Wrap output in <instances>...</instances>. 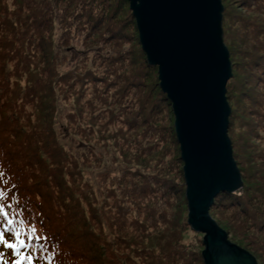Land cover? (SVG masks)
<instances>
[{"label": "trees", "instance_id": "16d2710c", "mask_svg": "<svg viewBox=\"0 0 264 264\" xmlns=\"http://www.w3.org/2000/svg\"><path fill=\"white\" fill-rule=\"evenodd\" d=\"M124 3L129 2L0 0V205L8 213H0V233L16 242L18 232L25 241L20 251L31 255L33 264H191L190 248L181 243V226H190L178 217L179 198L185 206L187 201L184 192L181 195L182 168L175 174L177 164L183 163L179 156L174 162L170 157L171 145L178 144L173 127V142L163 137L168 132L164 123L169 103L160 89L156 66L148 64L143 50L135 46L138 30ZM222 3V40L231 65L225 86L228 133L239 137L241 147L233 153L244 176L239 189L217 194L209 214L222 228L221 222H229L243 234L240 241L247 242L261 264L264 0ZM76 43L84 52L71 60ZM69 101L79 104L80 110L87 105L89 126L80 131L83 135L92 137L96 127L102 140L104 131L114 127L108 138L116 147L117 159L146 169L147 177L142 178L139 170L125 168L133 195L128 201L139 209L129 234L116 227L125 212L113 189L109 190L113 201L90 203V216L79 223L80 198L89 186L81 165L88 162L80 164L55 131L56 119ZM68 125L75 131L74 115ZM221 216L229 217L228 222ZM104 225L112 236H107ZM151 243L156 245L154 250L148 247ZM201 244L204 249L203 240ZM8 249L15 264L18 256ZM203 249L198 264H205ZM133 252L139 261H133Z\"/></svg>", "mask_w": 264, "mask_h": 264}, {"label": "water", "instance_id": "95a60500", "mask_svg": "<svg viewBox=\"0 0 264 264\" xmlns=\"http://www.w3.org/2000/svg\"><path fill=\"white\" fill-rule=\"evenodd\" d=\"M128 2L141 48L148 63L157 66L159 86L174 113L186 182L187 223L205 233L204 263L220 264V255H233L234 264H244L243 256L247 264H257L249 252L227 241L224 230L208 214L220 191L237 190L242 184L227 136L230 109L225 86L231 65L222 40L221 2Z\"/></svg>", "mask_w": 264, "mask_h": 264}, {"label": "rangeland", "instance_id": "374dc122", "mask_svg": "<svg viewBox=\"0 0 264 264\" xmlns=\"http://www.w3.org/2000/svg\"><path fill=\"white\" fill-rule=\"evenodd\" d=\"M220 2L222 5V9H223L222 0H220ZM124 5L129 7V3H124ZM124 5H123L122 9L125 8ZM134 21H135V19H134ZM135 36H136L135 39H137L138 33ZM137 40L135 41V46L141 48V44L139 42V37ZM83 52L84 51H83L82 45L80 43H76V45H74V47L71 49V54H70L71 60H74L77 57V55L78 56L82 55ZM228 59H229V57H228ZM156 69H157V67H156ZM157 76H158V70H157ZM88 97L89 96H86L85 98L87 99ZM225 97H226V91H225ZM166 100L169 103V105H168L169 106V115H168V120H167V122L164 123V125L166 126V128H168L167 129L168 132L163 133V137L168 138V141L170 143V141L173 142V138H174L173 132L171 131V127H173V130L175 132L174 113H173L172 107L170 105L171 104L170 101L168 99H166ZM226 101L228 103L227 97H226ZM82 102H84V101H82ZM78 105L79 104H77L73 101H69V102L65 103V105L62 107V109H61V111H60V113L56 119L55 131H56V135H57V138L59 139L60 143L64 146V148L67 151L71 152L74 155V157L78 160V162L80 164L88 162V165H83V164L81 165L84 181L89 186L87 187V189H85V197L80 198V203L82 204V206H81V216H80L79 223H83V219L88 218L90 216V210H89V208H91V207H89L90 203L96 204L95 202L98 201L100 203L103 202L105 204V200H107L106 202L111 203L113 201V199L111 198V195H110L111 192L109 190L113 189L115 192V196H120V198L117 199V204L121 205L120 210L125 212L121 217L122 219H120L118 221V224L116 225V227H117V229H119V228L123 229L124 233L129 234V233L134 231L133 222H134V219L137 218V213H138L139 209L135 206L131 207V205L133 206L134 204L128 201V199L132 198L133 195H132V192L130 191V186H131V184H130L131 181H130V177H129L130 175L126 172L125 168L132 169V171L139 170L141 172L142 178L147 177L146 176V169L140 168L134 162H125L123 160L121 161V159H117L116 147L113 145L112 139L108 138V134L112 130H114V127H111L107 131H104L106 138L102 139V140L99 139V136L97 133L98 131H97L96 127H94L95 132L92 135V137L94 136L93 140L91 139L92 137L83 135L80 131L83 129H87L89 126V122H88L89 115L87 112L88 108H87L86 104H83L81 107V110H80ZM228 106H229V104H228ZM229 109H230V107H229ZM229 114H230V112H229ZM70 115H74L75 119H76V127H74L75 131L71 130V126H73V125H68V118ZM228 117H229V115H228ZM101 128L103 129L104 127L101 126ZM227 136L229 138L231 148H232V157H233V160L235 161V164L237 166V169L239 171V176L241 179L242 176H244V175L241 173L240 168L237 165L236 158L234 157V153H233V150L235 148L240 149V147H241V145L239 144V137L237 136V133H232L231 135H229L228 127H227ZM175 137L177 140L176 134H175ZM155 139L157 140V137H155ZM104 143H107V147H102V145ZM148 143H149V141L146 144H148ZM177 143H178V141H177ZM233 143L235 144L234 148H233ZM177 147L179 148V143L177 144ZM177 147H176V145H171V147H170L173 150V153L170 155V157L172 156L171 162H174V158H176V156H179V158H180V153L178 154ZM107 150H110V151L106 152ZM179 152H180V149H179ZM119 156H120V154H119ZM120 158H121V156H120ZM164 164H165V161H163V165ZM182 167H183V165L181 166V165L177 164V167L175 169V174H178V172H180V169ZM160 169H162V168H160ZM244 172H245V170H244ZM247 174H249V171L247 172ZM134 175H135V179H137L139 181L138 174H134ZM182 180L180 182L181 189H182L181 195L183 194V192L185 195L186 182H185V179L183 181ZM182 182H184V183H182ZM241 182H242V179H241ZM184 185H185V187H184ZM241 186H242V184H241ZM121 191L122 192L125 191V193L122 195ZM246 192H249V191H246ZM179 199H180V201H179L180 204H179V206L177 205L178 217H180V220L183 222V221H186L188 219V206H187V202H186V206H185L183 198H179ZM210 207L211 206H209V208ZM209 208H208V214H209ZM209 216H210V214H209ZM210 217L213 218L212 215ZM220 218L224 219V217H222V216ZM226 219L228 220L229 217H227ZM227 220H225V221L228 222ZM215 222H216V220H215ZM223 222H221V224L226 229L222 228L221 225H219V224H218V226H220V228L224 230L225 234L227 235V237H226L227 241L232 243L236 248H239L241 250H245V251L250 253L249 249L245 245V243H247V242H245V240H244V242L240 241V240H243V238H244L243 234H241L239 232H235L233 227L230 225L229 222H228V224H225ZM104 223H106V222L103 221V224ZM90 226L92 228L94 227V225H90ZM104 227H105L107 236H112V235H110V233L107 232L105 225H104ZM181 228H183L182 229L183 239H182L181 243H183L184 245H187L190 248V252L192 254V259H190L189 261L191 262V264H198L197 258L199 260L201 250L203 249L201 241L203 240L205 233L193 230L191 227H190L191 229L189 227L186 228V226H181ZM226 230H228V233L226 232ZM176 231H177V229H176ZM155 235H157V234H155ZM155 235L153 238H155ZM144 239H146L148 241L149 236H145ZM176 246L180 247L178 244H176ZM148 247L151 248L152 250H154L156 245H152V243H151V245H149ZM120 249H123L126 252H128V249H125L122 247ZM226 250H231V249L229 247ZM130 251H133V250H130ZM233 254H234V252H233ZM130 256L133 259V261H135V262L140 260V258L138 257V254L135 252L131 253ZM220 257L222 258V260H220V264H234L235 263V257H233V255L227 256L228 258L223 256V255H220ZM242 259H243V262L246 261V262H244V264L248 263V261L246 260V258L244 256ZM254 259H255V257H254ZM255 261L257 263L256 259H255ZM263 262H261V264H264Z\"/></svg>", "mask_w": 264, "mask_h": 264}, {"label": "snow or ice", "instance_id": "6c2138e0", "mask_svg": "<svg viewBox=\"0 0 264 264\" xmlns=\"http://www.w3.org/2000/svg\"><path fill=\"white\" fill-rule=\"evenodd\" d=\"M0 213L8 216V213L5 211L3 205H0ZM7 223L11 224L12 220H8ZM0 242L16 252L18 259L15 261V264H23L25 260H27L28 264H33L31 255L26 256L25 253L20 251V248L25 245V241L20 238V234L18 232L16 233V242L6 239L4 234L0 233Z\"/></svg>", "mask_w": 264, "mask_h": 264}, {"label": "bare ground", "instance_id": "6f19581e", "mask_svg": "<svg viewBox=\"0 0 264 264\" xmlns=\"http://www.w3.org/2000/svg\"><path fill=\"white\" fill-rule=\"evenodd\" d=\"M131 11V10H130ZM148 62V61H147ZM149 64V63H148ZM157 67V66H156ZM161 89V88H160ZM214 200V199H213ZM213 203V202H212Z\"/></svg>", "mask_w": 264, "mask_h": 264}]
</instances>
